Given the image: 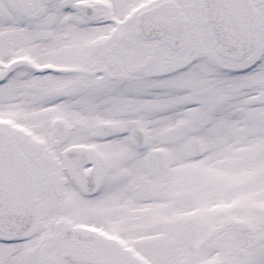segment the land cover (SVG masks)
<instances>
[{
  "label": "snow or ice",
  "instance_id": "6c2138e0",
  "mask_svg": "<svg viewBox=\"0 0 264 264\" xmlns=\"http://www.w3.org/2000/svg\"><path fill=\"white\" fill-rule=\"evenodd\" d=\"M0 264H264V0H0Z\"/></svg>",
  "mask_w": 264,
  "mask_h": 264
}]
</instances>
